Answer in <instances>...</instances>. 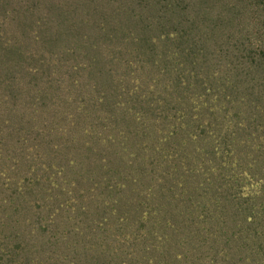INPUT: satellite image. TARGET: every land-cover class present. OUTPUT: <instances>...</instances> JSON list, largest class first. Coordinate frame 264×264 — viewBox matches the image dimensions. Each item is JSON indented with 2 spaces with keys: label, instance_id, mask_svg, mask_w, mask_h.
Returning a JSON list of instances; mask_svg holds the SVG:
<instances>
[{
  "label": "trees",
  "instance_id": "1",
  "mask_svg": "<svg viewBox=\"0 0 264 264\" xmlns=\"http://www.w3.org/2000/svg\"><path fill=\"white\" fill-rule=\"evenodd\" d=\"M0 264H264V0H0Z\"/></svg>",
  "mask_w": 264,
  "mask_h": 264
}]
</instances>
